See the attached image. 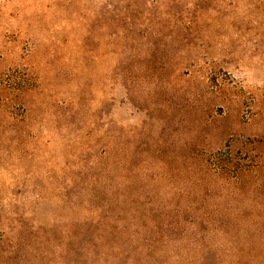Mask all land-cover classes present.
<instances>
[{
	"label": "rangeland",
	"instance_id": "obj_1",
	"mask_svg": "<svg viewBox=\"0 0 264 264\" xmlns=\"http://www.w3.org/2000/svg\"><path fill=\"white\" fill-rule=\"evenodd\" d=\"M0 264H264V0H0Z\"/></svg>",
	"mask_w": 264,
	"mask_h": 264
}]
</instances>
